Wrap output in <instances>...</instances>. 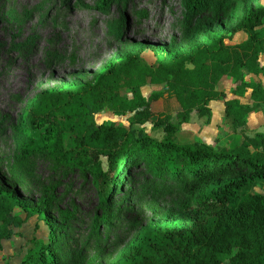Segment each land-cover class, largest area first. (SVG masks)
I'll list each match as a JSON object with an SVG mask.
<instances>
[{
    "label": "trees",
    "instance_id": "16d2710c",
    "mask_svg": "<svg viewBox=\"0 0 264 264\" xmlns=\"http://www.w3.org/2000/svg\"><path fill=\"white\" fill-rule=\"evenodd\" d=\"M203 1L182 4L192 15ZM108 3L102 0L100 6ZM233 7L238 12L234 24L187 48L171 51L161 43H135L111 58L93 81L72 80L28 100L14 125L18 151L9 165L13 186L0 178V251L3 240L37 215L53 236L49 241L33 237L18 264L74 263L63 243L57 245L53 239L56 224L46 215L48 201L37 204L18 192V185L33 180L34 161L88 171L102 204L114 184L123 180L127 164L141 161L164 187L170 178V191L194 198L195 210L149 226L124 247L114 264H264V193L254 190L264 187V132L245 134L234 146L220 149L177 137L178 121L189 122L193 111L211 121V100L224 99L225 118L234 129L245 126L249 114L264 107V86L244 76V71L264 74L259 63L264 55V3L239 0ZM241 31L247 34L245 40L226 43ZM146 51L153 54L154 63L143 58ZM226 77L239 82L235 94L250 89L253 104L227 99L219 87ZM148 84L165 87L146 97L142 87ZM165 94L178 104L175 116L152 109ZM105 108L117 115L133 113L130 125L97 122L94 115ZM149 121L163 130L161 139L137 127ZM35 130L40 131L37 136ZM16 208L23 213H14ZM96 257L87 259L93 262Z\"/></svg>",
    "mask_w": 264,
    "mask_h": 264
},
{
    "label": "rangeland",
    "instance_id": "374dc122",
    "mask_svg": "<svg viewBox=\"0 0 264 264\" xmlns=\"http://www.w3.org/2000/svg\"><path fill=\"white\" fill-rule=\"evenodd\" d=\"M101 1L0 0V178L11 187L9 165L18 151L14 125L28 100L72 80L93 81L111 58L135 43H161L171 51L187 48L218 28L234 24L238 12L233 6L239 2L204 0L188 15L182 0H107V6H100ZM241 40L237 33L226 43ZM143 58L155 61L150 51ZM148 85L142 89L145 96L165 87ZM177 108L176 100L167 94L152 103L155 113L175 116ZM94 116L97 122L129 126L133 113L117 115L105 108ZM214 117L217 124L194 112L189 122L178 121L177 137L199 139L220 149L234 146L245 134L264 132L261 113L249 115L246 125L236 129L227 119L219 122L218 113ZM137 127L157 139L164 134L150 121ZM39 132L34 131L36 136ZM102 161L106 168V157ZM33 165V180L18 185V192L37 204L48 201L46 215L56 224L53 239L57 245L63 243L73 264H114L124 247L149 226L195 210L194 198L187 200L180 190L170 191V178L164 187L162 179L141 161L127 164L123 180L114 184L106 204L101 203L88 171L46 160ZM254 190L264 193L261 186ZM14 213L23 212L16 208ZM52 236L39 216L30 217L3 240L0 264H18L33 237L49 241ZM94 255L97 257L90 262L87 258Z\"/></svg>",
    "mask_w": 264,
    "mask_h": 264
},
{
    "label": "crops",
    "instance_id": "0c3cea01",
    "mask_svg": "<svg viewBox=\"0 0 264 264\" xmlns=\"http://www.w3.org/2000/svg\"><path fill=\"white\" fill-rule=\"evenodd\" d=\"M238 35H240V37H242V40L239 42H242L243 40H245L247 38V34L243 31L238 32ZM239 42H237V43H239ZM259 63L261 66L264 67V55L260 56ZM244 76H245L246 81L260 82L264 86V74H262V73L254 74L251 72L244 71ZM238 84H239V82H235L232 78L226 77L220 81L219 87L225 91L227 99H239L240 102H242L244 104H253L250 89H248L244 95H238V94H235L233 92V88H235ZM151 85H158V84H151ZM145 86H149V85H145ZM145 86H143V87H145ZM143 87H142V89H143ZM148 96H146V97H148ZM209 106L212 110L211 120L213 119L215 124H217V121H216L214 116L217 113L219 115V120H218L219 122L222 119H226L225 118L226 113H225V101H224V99L211 100ZM194 112H196V111H193L191 116L193 115ZM255 113H261L264 116V107L259 108L255 111H252L249 115H252ZM183 123H185V122H183Z\"/></svg>",
    "mask_w": 264,
    "mask_h": 264
}]
</instances>
